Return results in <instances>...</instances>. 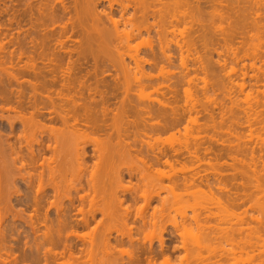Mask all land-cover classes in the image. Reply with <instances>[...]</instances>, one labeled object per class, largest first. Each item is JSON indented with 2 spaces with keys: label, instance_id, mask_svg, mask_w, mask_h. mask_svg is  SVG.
<instances>
[{
  "label": "rangeland",
  "instance_id": "rangeland-1",
  "mask_svg": "<svg viewBox=\"0 0 264 264\" xmlns=\"http://www.w3.org/2000/svg\"><path fill=\"white\" fill-rule=\"evenodd\" d=\"M54 1L51 3H54ZM57 1L59 2V0H57ZM67 1H69V0H67ZM188 1L192 3V4H189L190 6L192 5V9L198 10V12L200 11L199 14L196 11L198 15H200V13L202 12L201 16H204V17L202 18L201 16L200 17L198 16L200 19H202V20H200L198 17H196L197 14L194 13L196 21L199 19L198 22H196V21L194 22L193 21L194 16L192 17V15H193V12H195V11L190 9L191 8L190 7L189 9L191 11L189 13H192L191 16H187V15H189V14H187L188 13L187 12L186 17H184L185 20L183 19L182 15H180L179 18L182 17L183 20H181V18H180L181 21L178 20V22L176 21V23L172 24V26H174L176 24L175 25L176 28H174V30H176L175 32H177V33H175L174 36H176L177 39L179 38V40L181 39V41H178V42L181 43L182 41H184L183 43L185 44V46L182 45L183 48L180 49L181 51L177 50L178 48H175L176 47L175 44H174V46L172 45V42H171L172 40H171L169 42V43H171V44H169L170 49L169 48H168L169 50L167 49V52L169 51V54L172 55L171 56L172 59L170 61V64L167 63L166 61L161 62V63L159 62L160 64L155 65L151 68L146 63H145V65L143 63L144 71H146V73L148 72L151 76H153V79L156 78V81L158 78L159 79L158 82H154L153 80L151 81V83L154 82L152 84L151 83L149 84L150 81L144 82L145 85L143 83L142 87H140L136 82L134 83V80L131 79L130 83H128V84L129 85L131 84L133 86V88H137V89H133L130 86V88H131L130 90L131 91L135 90V92L132 91L133 92L132 93L131 91H129L130 93L129 92L127 93V96L130 94L128 96L129 99L132 96L131 102L135 104V105L133 104L134 106H137L136 105L137 100H140V102H141V104L138 103V105L139 104L142 105L143 104L142 102H144V105H145V103L153 104V102H154V105H155V104H157V102L159 100L160 103H162V105L164 104L163 106L165 108H168L169 111L173 110V108H175L174 110L177 109L178 111H180V109H181L185 112L187 110H189L190 112L189 111H187L186 113L184 112L186 114L185 117L187 119H184L185 121L182 122L183 125L182 124L179 125L178 129H175L176 128L175 127V128L170 129L168 131L166 130L167 132L166 131H165V133L162 132V134L154 133V134H152L154 136L150 135L149 138L146 137V139L145 138L143 139L145 142L147 141L146 143L145 142H144V144L139 143L140 141L138 140V138L140 139V137H138V135L136 136V133H137L136 131H134V133L136 132L135 135H133V132L131 130H130L131 132H129L130 134L129 133L124 134L125 133L124 131H120L119 129L116 128L117 124L118 125L120 124V126H124L122 124H123V121L125 119H123L122 117L124 116L123 114L125 112L127 113V111H124V113L122 112L123 106L120 104L121 99L120 100L119 99H113V100H111L113 102H110V104L111 103L112 104L109 105V106H111L113 111H110L111 114H109L110 117L108 116V118L112 120V118H113L112 116L113 115L115 116L116 113H118L116 115L118 118L115 117L114 119H116V120L113 119L115 121V123H113L114 122L113 120H112L113 122L112 121L110 122V120H108L107 124H109L113 127L112 128L110 126L111 131L110 130L109 131L112 132V129H115V131L113 130L114 133L113 132L111 133V136H110L111 138L109 137L106 139L108 142V139H112L114 137V139L109 140L112 143L118 141L119 139L121 141L124 139L123 140L124 144H126V146L128 148L124 147L125 150L122 148L124 150L123 151L124 153L123 152L121 153V151L119 150L121 148L118 149L117 147L118 146L121 147V145H123V146H125V145L122 144L120 140H119V144H118V142L113 144V145L118 144L117 147L112 146V143H110V142L107 143L106 139L104 138L106 136L108 137V135L106 134L108 131L106 132V130L102 131L104 134H106V136L103 135V133H101V132H99L100 133L99 135H101V136H99L98 133H95L96 134L95 135L93 133V131H90L92 133H88V135H89L88 136L87 134H84V133H87L88 130H87V132L85 130H81V131H85L83 134L86 137L83 134L80 135L82 133L80 131L79 135H78V140H79V137L81 138V136H83V138L85 137L84 139H86V138L90 139V140L87 139L88 142L91 141V143H88L87 140H85L88 143L87 144L84 140H82L83 138L81 139V141H84V143L86 144L85 149H86V154H87V155H85L84 165L82 164L85 169H83L82 165H81L82 168L78 167L79 169H81L82 176H81V173L78 174L79 170H77V171L75 170V168L77 167V164H76V167H71V170H70L71 173L66 172V175L64 174L66 176V178H65V176L63 177L65 182L61 183V181H63L62 180L63 178L59 175L62 178V179H60L59 176H56L57 174H55V177H56L55 180L56 181L60 180L61 185L59 184V186L62 190L59 188V186H58V189H60L61 191L65 192L64 191L65 189L63 190V188H62L63 187L62 184L64 183V185H65L66 181L69 182L65 186L67 188H66V192L64 193L66 195L64 197H66V198H67V193L69 194L67 199L62 197L63 193L60 190H58V192L60 191L62 193V195L60 194L61 196H59V194L57 193V195L59 197H57V198L55 197V199H54V197H53L54 192L52 193L53 196L48 195V193L51 194L50 191H52V189L55 186L53 187V185L51 184L53 188L51 186H50V188H52V189L49 188L50 179L47 181V183L49 185H46V186H48L46 188V190L48 188L50 189V191H49V189L46 191L47 196H50V197H48V199L50 198L49 200L52 201V197H53L54 201H52V202L50 201V202L54 203L55 206L60 205L61 202H62L61 204L64 203L63 204L64 206H65V204L67 205L69 203V201L71 200L70 194L73 195L72 196L73 198H75V200L72 198V201L74 200L73 203L76 205V203L78 201V196H76V195L81 196V195L86 194L87 196L86 195L84 196L85 197L84 201L86 200L85 203L82 201L83 202L82 208L84 209V212L85 211L86 212L91 211V209L94 210L95 208L97 209L99 207L103 211V209H105V207L106 208L108 207V209H110L109 208L110 200H108V202H106V204L104 203V201H107V199H110L108 196H110L111 193L117 192V190L119 189L116 187L117 184L114 185V183H112V181H113L112 176L110 177V173L112 175V173L115 172V171H113V172L111 171L112 169H114V167H121V170H124L123 172L125 173L129 169V166H130V170L132 167V170H133V168H135V170L139 169L140 171H142L141 172L142 174L144 171L145 175H149V174H146L148 169H146V171H145L146 167L144 165V162L142 161L144 154L143 155H141L142 153L135 154V153H137V151L135 152V150H136L135 148L138 149V145H142L141 148L144 145V147H143L144 149L142 148L141 151H143V150L145 151V148L147 150V149H149L147 147L151 146L154 149H156L158 147L159 148H165V149H170V148L172 149V147L174 149L180 148L179 150L182 151V149H183V152H185L188 150V148L186 146L191 148L192 143H193V145H195V143L198 144L195 146L196 147L198 146V148H200V149L199 150L196 149L197 151H195V153H196L195 158H191V156L194 157L193 155H191L190 159H189V156H188V158L182 157L180 159L178 158V160L174 161V163H173V161H171V162L164 164V165H159L157 167H150L149 168L148 173H151V171H152L151 174L152 175L154 174V175L152 176L150 174L151 177L148 176L147 179L152 180L155 176L161 175L162 181H161V183H159L160 185L155 184L156 185L155 187H153L154 185L152 186V184L154 183V182H152V184L151 183L148 184V185H151L149 187L150 189H148V185H146V189L156 191L158 189L156 187L161 186L162 187L160 189L161 195L160 194L159 195L162 196V198H166L165 199L166 201H164L165 205H161L162 201H163L162 199L161 200L157 199L159 201L158 202L157 200H155L156 198L151 201L150 206L146 209L142 206L143 203H141V200H138V202H136V203H131L129 201H125L124 206H123V204H122V206H123V208L125 206H127L126 208L130 212V218L131 219L136 218L139 213L142 214L144 212L143 215L145 216L146 221H145V224L142 225V227L140 226L142 222L139 221L140 220L139 218H136L135 220L136 221L138 220L140 223L129 219L126 222L127 224H122V222L118 221L117 218L115 220V218L113 216H111L110 214H109L110 218H107L108 214H105L107 216L104 215L105 217H103L101 215L102 211L99 209L100 211L98 212V210L95 209L96 211L94 210V212H97V213H95L96 218H94L95 220L91 221V223L89 224V226H87V228H86V226H85V228H83L82 226L80 227V225H79V227L78 226L74 227V228L72 227V229H70V227L67 228L68 230L64 229L67 232H65L62 229L63 235H65V234L70 235V237H69V235H67V237L69 238V241H70L69 244L71 243L70 246L72 245V247H70L71 249L70 248L64 249V244L61 242H63V240L65 239L66 236L64 237L61 234L60 230H59V232H60L59 235L63 236V237H60V239H59V241L61 240L60 242L59 241L57 242V240L56 241L54 240L55 243L51 242V243H49L50 245H48V242H47L46 246L49 247L47 249H49V251L52 250L53 255L55 257L52 255L51 251H50V253L47 254L46 250L45 251L43 250V247L45 246L44 243H46V242L42 243L43 247H42V244H40L42 250L44 251L43 254H41L42 250L40 249V246H39V249L41 251H38L39 249L38 250L34 249V246H33L34 244H32V242H33L32 239L27 238V239H30V241H32V242H29L26 240L27 246H28V243H29V246L25 247V245L23 244L25 239L22 238V236L25 238L24 235H22V234L18 235L17 233L13 232L14 235L16 234L18 236L9 235L11 237V238H9V236H7L9 234V232L7 234V230L10 228L12 223L19 222L20 220H16L14 222V220L11 218L12 215H11V217L9 216L10 215L9 213H11V212H9L10 210L4 211V212H2L3 215L5 212H7L6 213L7 217L4 216L2 218V220L4 221V222L2 221L4 229L7 226L6 223H8V225H9V227L7 226L5 229L7 237L5 236L4 238H7V240H8V238L10 240L13 239V240H11L13 242L17 240L16 241L17 243L19 241L20 242L17 244L15 242L13 243L9 240V242L12 244V247H13L12 250L13 251L9 250L10 247L6 248L7 251L5 250L4 246L7 247V244L11 246V244H9V242L6 239H5V242L7 241L6 243L3 241L1 242L3 245L5 244L4 246L2 245L3 249L1 248V243H0V248L2 249V250L0 249L1 250L0 253L3 250L6 251V254L4 253L5 251L2 252L3 253L2 256L0 254V256H1L0 259L1 258L6 259V257L8 258V262L5 261V259H4V262L0 261V263H4V264L7 263L8 264L12 260L11 262L13 264H51V261H53L52 264H116V263H119V260H120V261H122L121 262L122 264L123 263L129 264V263H131V260H133L134 257L136 256L139 246H140V248H143V247L147 248L148 246H151L153 248V250L156 251L159 249V246H158L159 241H160L159 239H163L166 246H169V248H172L173 244L175 243L174 245L178 244V247H177L178 249L176 248L177 250L175 249L174 251H172V249L171 250L169 249V251H171V254L168 253V255H166V254H160L159 255L157 253V257H155L152 261H150L151 263L146 261V259L143 258V260L141 261L142 263H139V264H201V263L211 264L212 259L210 261H209V259L212 258V256H213L212 254L218 250V249L214 250V246H216V244H218L217 242L221 241L220 240L221 239L220 233H221L223 238L226 235V237H225L226 241H227V239L230 240V238L234 235H235L234 237L236 238V239L231 238L232 242L228 240L229 243H226L225 238L224 239L222 238L224 243H225V244L222 243L223 247L225 249L227 247L228 248L230 247L229 249L232 248L231 251L233 249L236 250L235 255L238 254L239 250L241 251V253L243 252L242 254L239 253L238 256H236V259L239 256L241 259L238 258V261H236V259L235 260L232 259L233 261H231V259H230V261H228L226 264H230V263H234V264H241V263L242 264H264V230H263L264 229V85L259 83V82H261V80H260L261 78H263V81H264V77L260 76L261 77L260 79L257 78L260 81L257 80V82L258 81L259 82L257 84L258 86H256V85H254L257 83L254 81V79H256V78L253 79V75H252V73L254 74V76H255V74L258 75V72H259L258 70L262 71V72L260 71L259 74L260 73L264 74V65H262L264 63V61H263L264 60V53H262V52H264V43H262V45L258 46L260 43H259V41H257L258 38L255 35V33H256L255 30L257 28L254 27L256 24L257 25L256 27H258V28L260 27L262 29V30L260 29L261 31L259 29H258L259 31H257V30L256 31L259 33L258 35H261V37H262V38L259 37V39L261 38L262 42H264V32H262V31H264V5H263L264 0H257V2H256V0H187L186 2H188ZM25 2H27V0L26 1L24 0V2L21 1V4L19 3L20 6L22 5V3H25ZM58 2H56V4ZM0 3H1V1H0ZM59 3H58V5H59ZM108 3L109 2H107L106 0H104L100 3H97L96 10L100 11L101 9H103V10H105V8L108 9V5H109ZM115 4L116 3H113L114 9H115V7L118 8V5L116 4V6H115ZM28 5L29 4H27L26 6H28ZM67 5H68V2H67ZM187 5L185 7H188ZM259 5H261L262 7ZM57 7H61V6H57ZM24 8L27 9L25 6H24ZM24 8L22 7L21 10H23ZM189 9L186 8L185 10L188 11ZM215 11L217 13H220V15L219 14L216 15V13L213 14V12H215ZM60 12L62 13V10ZM60 15L62 16L63 14H60ZM60 15L57 18H59ZM2 16H4V17H2ZM62 17L65 18V16H62ZM68 17L66 16V18H65V20H67V23L69 21L72 22V20L68 21V19H67ZM187 17L192 18V21H193L192 22V26H193L192 28H189V27H191V23H190V18L188 19ZM4 18H5V14L4 15H3V13H2V15L0 14V40L2 37L4 38V36H2V35L5 33V31H3V27L5 29V26L2 25ZM71 19H73V21L75 20L73 17ZM150 19L152 20V18H149L148 21H150L152 23V21H154V20L151 21ZM166 19L170 20V18H166ZM58 20L60 21L59 23H61V24L63 23V25H65V24L67 25V23L64 20L61 21L59 18V19H57L56 22H58ZM186 20L190 23V24L188 23L189 25L186 24ZM183 21L185 22V25H184ZM56 22L54 24H56ZM204 22L206 23V26H205ZM259 22L260 23L263 22V23H261V25L259 26V24H260ZM59 23H57L58 27H60V25H61V24L59 25ZM167 23H168L167 25H169V22H167ZM177 23H179L180 25ZM196 23L199 24V25L197 24L198 27H197ZM201 23H202V25H201ZM68 24H70V26H71V23H68ZM209 24H211V25L213 24L214 26L212 25V27H211V25H209ZM220 24H221V26H220ZM262 25H263V28L261 27ZM172 26H170L171 29H172ZM200 26H202V27H200ZM219 26H220V28L223 27L222 30L219 28ZM170 27L167 26V29H169ZM252 27L255 28L254 31H253ZM54 28H57V27L54 26ZM67 28H68V30L70 29L69 26ZM194 28H195V30H194ZM215 28H216V30H215ZM22 29H24V28H22ZM191 29H193V30H191ZM14 30L17 31V29H15V28H14ZM14 30H12V28H11V30L10 31L8 30V31H9V33L12 31L11 33L13 35H17V34H15L17 32H15ZM13 31L15 33H13ZM151 33L152 34L149 33L147 36L144 33V34H142V36L143 35H145V36H143V37L140 36L141 39H139L140 37L138 36V39L135 42L134 41L132 42V43H134V46L139 43V45L136 46L137 47L136 49L139 53H142L141 50L143 51L144 56H142V57H146V58H144L146 60L151 57V56L148 57V55L146 56V53L149 54L148 53L149 52L148 50L150 49L149 46H152V48H155V50H156V47H153V46L156 45L157 36H155L156 34L154 32H151ZM169 33H167V35H166V36L169 35V37H166V38H169L168 40H170L171 37H173L172 35H170L171 33L170 34ZM76 36L79 37L78 35H76ZM76 36H74V37H76ZM74 37H73L74 42H76L77 40H80V38L82 36L79 39H77V37H76V41H75ZM3 38L1 41H3V40L7 41V39H3ZM82 38H84V37H82ZM173 38H174L173 40L175 42V37H173ZM189 39H193V40L190 41ZM187 40L190 41V43L192 44L193 47L191 46L190 43H188V44H190V46H189L190 48H188V46H186V45H188L186 43ZM204 41H206L205 42L206 45H205ZM81 42L86 43V41L84 39ZM208 42L212 44L211 45L212 47L208 44ZM78 43H80V42H78ZM9 45L13 49H15V46L13 47L11 44H9ZM76 45L78 47L80 44L79 45L76 44ZM82 45L86 46L87 43L82 44ZM157 45H158V41H157ZM208 45H209V48L211 47L213 49L211 50V48H210V50H209V48L207 47ZM229 46H230V48H229ZM6 47H8V49H10L8 45ZM79 47H80L79 49H81V45ZM85 49H87V48H85ZM157 49H158V46H157ZM205 49H208L209 51L207 52ZM231 49H233V50L231 51ZM93 50H95V49H93ZM99 50H100V47H99L98 51ZM155 50H154V52H155ZM227 50H228V52H227ZM81 51H82V53H84V49L83 50L81 49ZM81 51L79 53H81ZM96 51H97V49H96ZM96 51H93V52H96ZM98 51L96 53H98ZM144 51L146 53H144ZM150 51H152V50H150ZM255 51L258 52L259 54L258 53L255 54ZM85 52H87V50H85ZM210 52H211V54H209ZM88 53L83 54V55H85L84 56L85 58H87L88 57L87 55H90L92 52L90 54H88ZM102 53H104V52H102ZM156 53H158V50ZM92 54H94V53H92ZM98 55H99V53H98ZM141 55L142 54H139V56H141ZM251 55H253V56L254 55H256V56L260 55L259 57L263 58V59L260 58L262 61H260V60L255 61V64H257L259 67H261V69H257L256 68L257 66L254 67L255 69L253 67H252L253 69L250 67L249 63L252 62V60H250V59L253 57ZM208 56H210V57H208ZM77 57H75L73 59H76ZM84 57L80 58V60L84 59ZM91 57H88L87 60H90ZM205 57L210 58V59H208V61H210V60L213 61V65H212V63H209L210 65H212V66L209 65L210 67H212L211 69H208L209 67H207V65H206L208 62H206V64H205V61H206ZM199 58L202 61L204 60L202 63H204L206 65L205 66L203 64L204 65L203 67H207L206 71H205V68L201 69V66L199 68V64L196 62ZM105 59H103V60L105 61ZM224 60L226 63L225 64L226 69L224 67H222L221 65H219V63H218L219 61H224ZM82 61H84V60H82ZM127 61H128V59H127ZM153 61H154V59H153ZM181 61H184L187 64L186 69L181 66ZM261 62H262V64H261ZM105 63H108V62L105 61ZM152 64H154V63H152ZM108 65H106V68ZM101 67H102V65H101ZM1 68H3V66ZM229 68H232V69H229ZM103 69H105V68H103ZM251 69L255 72H257V71L258 72L255 73ZM105 70H109V71H106V73H108L109 75L106 74L105 72L103 73L106 76L105 78L107 80H110V79L112 80V77H114V75L112 73L114 71H111L110 69H105ZM230 70H232L231 71L232 73L230 72ZM1 71H2V69H1ZM226 71L230 72L231 74H227ZM243 72L246 73L247 75L242 76ZM1 73L2 72H0V75H1ZM181 73H182V75H183V73H187L186 78H184L185 76H183V79L180 80V78H182ZM103 74H102V76H104ZM137 74L139 75V73H137ZM223 74H225L224 77H223ZM179 75H180V78H178ZM227 76L230 77L231 80L233 79L232 83H231L230 79H229L230 82H229V80H226ZM250 76H252L251 77L252 79L250 78ZM262 76H264V75H262ZM115 77H119V76L115 75ZM120 77H121V74H120ZM120 77H119V82L122 85H124V87H126V83L123 80H122L123 81L122 82L120 80L121 79ZM143 80H145V79L142 78V82H143ZM226 81L229 82L230 86L228 84L225 85L226 83H228ZM263 81L261 83H264ZM120 83H119V85H120ZM123 83H125V84H123ZM129 85H127V86L129 87ZM134 86H139V89H138V87H134ZM224 86H226V87L229 86V87H227V88L225 87L226 90H224L223 89ZM228 89H230V90H228ZM119 95H120V97H117V98H123L122 97L123 94H119ZM99 96H100V94H99ZM133 98L135 99L134 100L135 102L133 101ZM11 100H13V99H11ZM99 101H100V99H99ZM155 101H157V102H155ZM114 102H116V103H114ZM100 103H101V101H100ZM101 104H99V107H101ZM122 104H124V103H122ZM160 105L161 104H159V102H158V106H160ZM131 106L132 105H130V107ZM163 106H162V108H163ZM249 106H250V108L252 107V109H250ZM140 107L141 106H138V108H140ZM124 108H126V106ZM128 108H129V106H128ZM170 108H172V109H170ZM240 108H242V109H240ZM247 108L250 109V112L248 111L250 114H248V112H246V111L245 112L247 114H245L244 111H242L243 109L247 110ZM195 109H196V112L194 111ZM229 109L233 110V111H230ZM126 110H127V108H126ZM138 110H140V109H138ZM192 110L194 113L192 112ZM197 110H199V111H197ZM239 110H241L240 111L241 113L239 112ZM251 110L253 112H255V114L251 113ZM133 111H135V108H133ZM5 112H7V111H4L3 114ZM119 112H121V113H119ZM129 112H130V110L128 111V113ZM139 112H138V114H139ZM188 112H189V114L192 113L190 115L192 117L191 119H190V117H187ZM10 113H11V111H10ZM12 113H11V115H14ZM113 113H115V114H113ZM131 114H132V110H131L130 114L125 115V118L127 120L136 122L139 118V115L137 114V117L135 118L136 114L135 115L134 114L131 115ZM231 114H232V116H231ZM8 115H10V114H8ZM118 115H121V116H118ZM128 115H131V116H129V118H127L126 116H128ZM244 115H247V117ZM141 116H144V115H140V117ZM228 117H230L231 119ZM132 118H133V120H131ZM117 119H118V121H117ZM120 119L121 120L123 119L122 123H121ZM135 119H137V120H135ZM139 119H142V118H139ZM188 119L191 121H188ZM127 120H125V121H127ZM125 121H124V123H125ZM140 121L141 120H139L138 122L140 123ZM112 123L115 126H113ZM57 126H58V124H57ZM117 127H119V126H117ZM0 128H1V126H0ZM121 128H124V127H120V129ZM116 129H117V131L119 130L120 133L122 132L124 137L121 134L122 135V136H120L121 138L118 137L119 138L118 139L117 136L115 135ZM2 130H4L3 132H5V133L6 132L9 133L4 128ZM121 130H123V129H121ZM17 132H16V134L18 135L19 133H17ZM0 133L3 134L2 132H0ZM5 133L3 135H9V134H5ZM131 133H132V138H131ZM20 134L22 135V133H20ZM102 135H103V137H102ZM114 135L116 136V139H115ZM22 136H19V137L21 138ZM90 136H91V138L97 137L96 139L99 142L94 140V139H93L94 142H92L93 140L90 138ZM36 137H37V135H36ZM101 137H102V139H101ZM136 137H137V139H136ZM23 138H24V140L22 142L24 144L27 140L30 139V138L27 139L24 136L22 137V139ZM12 139H10V140H12ZM14 139L16 140L15 137H14ZM14 139L12 140L11 143L15 142ZM25 139H26V141H25ZM143 140H141V141L143 142ZM18 141L19 140H16V143L21 144L20 141L19 142ZM23 143H22V148L24 146ZM27 143H28V141H27ZM30 143H32V141ZM104 143H106V144H104ZM80 144L85 146V144H83L82 142ZM95 144H97V146L99 144V146H98L99 149H97V150H99L98 155L100 156L101 160H97V159H100L99 156L95 157L96 153H93V151L95 150V149L93 150V148H95L94 147ZM145 144H148V146ZM199 144H200V146H199ZM33 145H35V147H36L35 143ZM111 146H112V150H111ZM115 147L119 151H115V150H117ZM185 147L187 148L186 150H185ZM208 147L211 150L209 152H208V150H209ZM212 147H215V148L218 147V149H221L220 147H222V149H224V150L220 151V152L218 151L219 153H222V154H219L221 156H219L218 154L215 155V153L213 155V151L215 152V150H214V148L212 149ZM114 148H115V150H114ZM203 148L204 149L207 148V150L205 151ZM126 149H128V151ZM191 149H194V146ZM130 150H131V152H130ZM112 151H113V153H112ZM119 152L123 155L120 156L121 154ZM211 152H212V154H210ZM114 153H117V155L113 156V155H115ZM93 154H94V156H93ZM186 155H188V154H184V156H186ZM101 156H103V157H101ZM49 157H50L49 155H48V157H46L47 162H45V164H47L48 161L52 162V159L50 158L51 160H49ZM98 161H99V163H98ZM74 162L72 161L73 164H74ZM5 163L6 162L4 161V163L2 162L1 165H4ZM54 163H56V162H54ZM96 163L99 165H97ZM145 163L148 164V162H146V161H145ZM92 164L94 166H92ZM147 164H146V166H148ZM47 165H46V167H47ZM49 165H50V163H49ZM53 165H51V167ZM126 166L128 168L123 169ZM48 167H50V166H48ZM94 167H95V170L99 167V169H97L99 171H95ZM111 167H113V168H111ZM68 168H69V166H68ZM110 168H111V170H110ZM27 169H29V168H27ZM27 169L23 170V171L21 170V172H25L22 174L23 175L25 174L26 177H27L29 172H31V174L34 173V171H31L30 169H29L30 171H27ZM117 169L119 170V168H117ZM37 170H38V168H37ZM39 170H41V169H39ZM72 170H75V171H72ZM82 170L87 171V173L93 172L95 174V176H98V174L100 176L103 175L102 177L99 176V178H101L99 180L101 183L99 184V181H97V183H96L99 186L95 185L97 188H99L98 189L99 191L96 190V187L94 185L93 186H94V189L96 190V192H95V190L92 191L93 190V189H91L92 186H90V185L84 186V184H87V179H90L92 176L94 177V175H93V173L92 174L90 173L91 177L89 178L90 175L89 174L86 175V172H83ZM105 170H106V173L104 172ZM107 170H109L111 172H109V171L107 172ZM115 170H116V168H115ZM74 172H76L77 174ZM72 173H74V176ZM155 173L157 175H155ZM4 174H5V172L0 175V180L2 179V181L6 180V179H4L6 174L5 175ZM35 174H36V172H35ZM196 174L199 176V177L197 176L196 178H200V176H201V178L203 177V179L207 178L210 181L213 180L215 184L212 182L213 185L211 184V187H210V186H206L204 184L202 185V183H201V185L199 183H195V185H191L190 187L181 188V187L172 186L171 181L169 179L171 176L181 177V176H186V175L187 176L188 175L193 176ZM3 175H4V177H3ZM77 175L78 176L80 175V177H78ZM105 175H107L106 177L110 178L109 180H111L112 185L109 182V180L107 182V178L105 177ZM1 176H2V178H1ZM32 176H34V175H32ZM45 176L47 177L46 174H45ZM138 176H139L138 174L134 175L130 179L127 176V174L125 173L122 184L124 185V187L126 186L129 188H132V190H133V188H135L136 185H137L136 188L139 187V189H140V187L142 186L141 182H143L142 181L143 179L140 180V182H138L137 181ZM85 177H86V180H85ZM48 178H50V177L48 176ZM52 178L54 181V177H52ZM75 178H77L78 180L81 178V181L79 180V182H78L77 179L75 180ZM95 178L96 177H94L93 179L95 180ZM36 179L38 181V178H36ZM147 179L144 180V182H146ZM15 180H16L15 185L18 186V189L20 188V191L22 189L26 193L27 191L31 190L30 193L28 192L26 194L24 192H21V193H24L26 197L29 198V196L31 194L30 198H32V196L35 195V194L32 195V193H35L36 190H34V192H32L31 188L36 181L35 182H34V180L32 181L34 183H33V185L30 186L31 187L30 188V187L24 186V184L26 185V183L22 184L24 180H21L20 178H17ZM19 180H21V181H19ZM70 180H71V182H70ZM215 180H218V181H215ZM75 181L77 182L78 185L82 184L84 186L83 188H85V190L82 189V187H81L82 185L80 187L83 191L80 189L79 190L75 189L77 187L73 188L74 185L77 186V184L74 183ZM45 182H46V180H45ZM2 183H1L0 187L4 186V182H2ZM47 183H45V184H47ZM53 183H54V185L56 183L58 184V182H56V183L53 182ZM19 184H20V186H19ZM45 184H44V186H45ZM138 184H140V185H138ZM35 185L37 186V184H35ZM109 185H110V187H109ZM131 186H134V187H131ZM26 187L29 190H27ZM70 187H71V189H70ZM80 187L78 186V188H80ZM114 187H115V189H114ZM143 187H142V189L145 188V187L144 188ZM36 189H37V187H36ZM67 189L70 190V193ZM122 189H121V191H122ZM54 190H55V188H54ZM125 190H124V192H125ZM132 190H130V191H132ZM56 191H57V188H56ZM105 192H107V193H105ZM210 192H212V193H210ZM223 192H225V193H223ZM118 193H120V191ZM125 193H126L125 195L127 196L128 192L126 191ZM151 193H152V191H151ZM226 193L229 194V197L232 195L235 197L237 196V199L234 200L236 204L233 202L235 205L232 203V201H230L232 199L228 200L227 198H229V197L226 198V196L228 195ZM230 193L231 194L235 193V194L231 195ZM27 194L29 196H27ZM88 194H90V195H88ZM57 195L55 194V196H57ZM106 195H108V196H106ZM103 196L106 197L107 199L106 200H105V198L103 199ZM59 198L62 200L61 202L59 201L60 200ZM63 198H64V200H63ZM170 198H172V199H170ZM168 199H169V201L167 202ZM67 201H68V203H67ZM171 201L174 203L171 204ZM166 202L170 203V205H172V206H170L171 208L168 207L169 205L166 206L167 205ZM107 203H109L108 206H107ZM230 203H232V205ZM12 204H13L12 208H14L15 211H20L22 208L24 209V207H22V208L20 207L22 205L17 204L18 206H16L14 202ZM14 205H15V207H14ZM78 205L80 207V203ZM103 206H105V207H103ZM164 206L169 208V209H166ZM76 207H78V206L76 205ZM51 208H50V212H51V214H52V212L54 214L56 211L54 212L53 211L54 208L53 207H51ZM57 208H58V206H57ZM16 209H19V210H16ZM30 209L31 208H29V210ZM29 210L28 209L23 210L24 215L27 214V215H25V217H27L29 215L28 213H26ZM54 210H56V207ZM40 211L42 212V210H40ZM30 212H32V210H30L29 213ZM32 213H30V214H32ZM107 213H108V211H107ZM52 216L53 215H51V219H53ZM111 217H112V219H111ZM12 220H13V222H12ZM56 220L57 219H56V215H55V220H52L51 221L52 223L50 224V228L52 227L51 230L53 231V233H54V230L56 229V227L58 226L57 225L58 222ZM19 223H21V226L19 225ZM19 223H16V224H18L19 228L20 227L22 228L24 226L23 230L27 229V227H26L27 225L25 226L21 221ZM22 224H23V226H22ZM54 224L56 226H54ZM137 224H139V225H137ZM261 225L263 226L262 228H261ZM137 226H138V228H137ZM258 227H260V228H258ZM42 228L43 227H41V230L44 229V231H45V228H43V229ZM57 228H59V226ZM161 228L163 229L164 232L162 231ZM178 228H180V229H178ZM230 228L233 231L232 232L233 234H234V232L236 233V231H237L238 235L232 234V236H231L230 235L231 234ZM225 229H227V230H225ZM57 230L58 229L55 230L56 231L55 234L57 233ZM170 230L172 231V233L174 231L175 237L177 239L174 237V234L172 235ZM175 230H176V232L178 231L177 234L175 233ZM229 230H230V232H228ZM70 231H72V232L69 233ZM222 231H223V233H222ZM224 231H225V234H224ZM226 231L228 233H226ZM102 232H104L103 234L107 233L108 240L102 241L101 238H99V236L101 235L100 233H102ZM215 234L220 235V237L218 236V238H220L219 241L217 240L218 239L217 237H216L217 239L215 238V240H214L213 237H215ZM223 234H224V236H223ZM72 235H75V236H72ZM227 235H229L230 237ZM19 236L22 239L21 240L19 239V241H18L17 238ZM210 236L213 239L212 238L209 239ZM15 238H16V240H15ZM116 238L121 239L122 241H120V243H118ZM0 240H1V238H0ZM213 240H214V243H213ZM37 241H38L37 243H40L39 242L40 240H37ZM99 241L101 243H99ZM233 241H234V243H233ZM67 243H68V240H67ZM51 244H52V247H51ZM53 244H55V245L53 246ZM56 244H57V246H56ZM222 244L220 243V245H222ZM234 244L236 246H234V248H233ZM179 245L181 246V249H180ZM250 245H253V246L250 247ZM18 246H19V248H18ZM218 246H219V244L216 246V248H218ZM55 247H57V248H55ZM61 247H62V249H61ZM221 248H222V246H221ZM244 250H245V252H244ZM37 252H38L39 256L36 255ZM45 252H46V254H44ZM110 253H112V255ZM7 254H9L10 256H11V254L12 255L14 254L13 259H12V256L10 257ZM43 255H46L47 257L43 256ZM113 255H114V257H113ZM143 256L145 257V255H143ZM116 257L118 259V262H117ZM196 257L197 258L200 257L201 261H200V259L197 260ZM14 258L16 261H14ZM33 258H35L36 260H34ZM29 259H31L34 263L30 262L31 260H29ZM111 259H112V261H111ZM114 259L116 260V262ZM23 260H25V261H23ZM47 260H49V261H47ZM238 262H240V263H238Z\"/></svg>",
  "mask_w": 264,
  "mask_h": 264
},
{
  "label": "bare ground",
  "instance_id": "bare-ground-1",
  "mask_svg": "<svg viewBox=\"0 0 264 264\" xmlns=\"http://www.w3.org/2000/svg\"><path fill=\"white\" fill-rule=\"evenodd\" d=\"M0 1H1V3H0V14L1 15H2V13H3V15L5 14V18H4V21L2 24L5 26V29L3 27V31H5V33L4 32H3L4 34L2 33L3 34L2 36H4V38L3 37L2 38L7 39V41L6 40L1 41L2 38L0 40V43L2 42L0 44V66L1 65L3 66V68H1L2 66L0 67V72L3 73V74L1 73V75H0V104H1L0 105V126L2 129L4 128L5 130H7L9 132V133H7V132L5 133V132H3L4 130H2L0 128L2 130V131L0 130V132H2L3 134L4 133L9 134V135H3L0 133V175L4 172L6 174V175L4 174L5 177L3 175L4 179H6V180H3V181H2V179L0 180V186H1V183L4 182V186L0 187V238H1L0 243L2 241L5 242V239L7 240V238H4V237L8 234V232H9V234L7 236H9V235L15 236L16 234L14 235L13 234V232H14V233H17L18 235L22 234L25 236V238L22 236V238L25 239V241L23 240L24 241L23 244L25 245V247L29 246V243L27 246V241L32 242V241H30V239L33 240L32 244H34L33 246H34L35 250L39 249L40 244H42L43 242H46V243H44L45 244L44 247L42 244L43 250L44 251L46 250L47 254L50 253V251H51V253L53 255L52 250L49 251V249H47V248H49L46 246L47 242H48V245H50L49 243L54 242V240L55 241L57 240V242H58L60 237H63V236L67 237V235H69V234L63 235L62 231L64 229H67L68 227H70V229H72V227L73 228L77 227V226L79 227V225H80V227L82 226L83 228H85V226H86V228H87V226H89L91 221L95 220L94 218H96L95 213H97V212H94V210L96 208L94 210L91 209V211H87V212L86 211L84 212V209L82 208L83 202L85 203V201H86V200L84 201V199H85L84 196L86 194L81 195V196L76 195V196H78L79 202L77 200L76 201L78 204L80 203V207L77 203H76V205L78 207H76V205L73 203L75 198H73L72 197L73 195H71V194H70L71 200L70 201L68 200L70 204L67 201L68 204L67 205L65 204V206H64L63 205L64 203L61 204L62 200L60 198H59L60 199L59 201L61 202V203L59 202L60 205L55 206V204L51 203V202L54 201L55 197L57 198V197L61 196L62 193H63L62 197L66 196L64 193L66 192L67 187H65V186L69 182L66 181L65 185H64V183L62 184L63 185L62 188H63V190L65 189L64 190L65 192L61 191L62 189L60 188L59 184L61 185L62 182H65L63 177L66 175V172H70L71 167H76V164H77V167L75 168V170L76 171L79 170L78 174L81 173V176H82L81 169H79V168L81 167L82 164L84 165L85 155H87L86 149H85L86 144L84 143V141L87 139L90 140L89 138L84 139L86 137L84 134L88 135V133H92L90 131H93L94 134L98 133V135H99L100 134L99 132L103 133L102 131L106 130V132L107 131L109 132V133L108 132L106 133L108 135V137L106 136V134L103 133V135L106 136V137H104L106 139V138H109L111 136V133L113 132V130L115 131V129H112V132H110L111 131L110 130L111 125L107 124L108 120H110V122H111L115 117H117L116 115L118 114V113H116V114L113 113V114H115V116L113 115L112 116L113 118L111 117L112 120L108 118L109 114H111L110 111H113L111 106H109L112 104V103L110 104V102H113L111 100H113V99H119L120 100L121 99L120 104L123 106L122 112L124 113V111H127V113L126 112L124 114L122 113L124 115L122 118L125 120H127L125 118V115L130 114L131 110H132V114H134V115L136 114L135 118L137 117V114L140 111L138 115H139V118H142V119H139V118H138V120L135 119V120H137L136 122L130 121V120H127V121L124 120L125 123H124L123 119L122 120L120 119L121 123L123 121L122 125H124V126H120V124L119 125L117 124L116 128L119 129L120 131H124L125 132V133L123 132L124 134L132 131L133 135H135V133L137 132L136 136L138 135V137H140L141 140H143L144 138L146 139V137L149 138L150 135H152L154 133L162 134V132L165 133L166 130L168 131V130L173 129L175 127H176L175 129H178V126L181 125L182 122L185 121L184 119H187L185 117L186 116L185 113L189 110H187L185 112V111L180 109V111H181L180 112L177 109L174 110L175 108H173V110L169 111L168 108H165L163 106L164 104L162 105V103H160L159 100H158V102H159V104H161L160 106H158L157 101H155V102H157V104H155V105H154V102H153V104L145 103V105H144V102H142L143 104L140 105L141 104L140 100H137L136 101L137 106H134L135 104L131 102L132 96L129 99L128 96L130 94L127 96V93L129 91H131L130 86L133 88V86L131 84L130 85L128 84V83H130L131 79L134 80V83L136 82L140 87H142L144 82L150 81L149 84L151 83L152 80L154 82H158V80H159L158 78L156 81L155 77H154L155 79H153V76H151L148 72L146 73V71H144L143 63H144V65L146 63L151 68L153 66L158 65L161 62H165V61L170 64V61L172 59L171 58L172 55L169 54V51L167 52V49L170 47L169 44H171V43H169V42L171 40H172L171 41L172 45L174 46V44H175V46H176L175 48H178L177 50H180L183 48V46H185V44L183 43L184 41H182L180 43L178 41H181V39L179 40V38L177 39V37L174 36V34L177 33V32H175L176 30H174V28H176L175 27L176 24L174 26H172V24L176 23V21L178 22V20H180V18H181V20H183V19L185 20L184 17H186L187 12H188L187 14H189L187 16L192 15V13H189L191 11L190 9H192V5L190 6L189 4H192V3L189 1H188L189 3L186 2L187 0H151V1L150 0H106L107 2H109L108 3L109 4L108 9L105 8V10L101 9L102 11L101 10L99 11V10H96V5H97V3H100L104 0H69V1L59 0L60 3L57 0H55V1L54 0H34V1L32 0L33 2L31 0H27V2L28 1L29 2L28 3L25 2L26 4L22 3L21 6H20L21 1L24 2V0H0ZM53 1L55 4H56V2H58L59 5H58V3L56 5L54 3H51ZM67 2H68V5H67ZM256 2H257V0H256ZM113 3H116L118 5V8L115 7V9H114ZM27 4H29V5L26 6ZM116 4H115V6H116ZM23 5L27 9H25ZM186 5L188 7H185ZM55 6L56 7L61 6V7L56 8ZM259 6H261V5H259ZM22 7L24 8L23 10H21ZM186 8L187 9L190 8V9L188 11H186L185 10ZM61 10H62V13L60 12ZM192 10L195 11V12H193V15H192V17L194 16L193 21L195 22L196 21L195 14H197L198 10H195V9H192ZM199 12H198V14H199ZM201 13H200V15L197 14L196 17H198V16L200 17ZM215 13H216V15L217 14L220 15V13H217L216 11L213 12V14H215ZM58 14L59 15L63 14L62 16H65V18H66V16L67 17L69 16L67 18L68 21L72 20V22H73V23L71 21L68 22V23H71V26H70V24L67 23V20H65V18L62 17L61 15L59 17L60 20L61 21L64 20L67 23V25L65 23H64L65 25H63V23L62 24L59 23L60 22L59 20H58V22H56L57 19H59V18H57L59 16ZM180 15H182L183 19H182V17L179 18ZM2 17H4V16H2ZM70 17L71 18L73 17L75 20L73 21V19H71ZM201 17L203 18L204 16H201ZM149 18H152V20H154V21H152L150 19L152 21V23H151L150 21H148ZM166 18H170V20H167ZM187 18L188 19L190 18L191 27H189V28H192L193 27L192 26V22H193L192 18L191 17H187ZM187 20H186V24L189 25L190 24L188 22L189 20L188 21ZM198 20L196 22H198ZM200 20H202V19H200ZM55 22H56V24H54ZM167 22H169V25L171 24L170 26H172V29L169 25H167L168 24ZM57 23H59V25L61 24L60 27L57 26ZM261 23H263V22H261ZM261 23L259 24V26L261 25ZM177 24H179V23H177ZM197 24L198 23H196V25ZM221 24H220V26H221ZM166 25L170 28L167 29ZM184 25H185V22H184ZM198 25H197V27H198ZM201 25H202V23H201ZM209 25H211V24H209ZM212 25H211V27H212ZM54 26L57 28H54ZM66 26L67 27L69 26L70 29L68 30V28ZM205 26H206V23H205ZM220 26H219V28H220ZM256 26L257 25L255 24L254 27L257 28L256 29L257 31H259L261 28L260 27L258 28ZM200 27H202V26H200ZM254 27H252L253 31L255 30ZM261 27L263 28V25ZM11 28H12V30H14V28L17 29V31L14 30L17 33H15L13 31V33H15L17 35H13L11 33L12 31L9 33ZM22 28H24V29H22ZM222 28L223 27H221L220 29L222 30ZM191 30H193V29H191ZM194 30H195V28H194ZM215 30H216V28H215ZM256 30H255V32L257 34L255 33V35L259 39V37H261V35H258L259 33ZM151 32H154L156 35L154 33L153 34L155 36H157V38H156L157 40L155 39L156 45L153 46V47H156V50H155V48H152V46H149V48H150L148 50L149 52L147 51L149 54H147L145 51H144V53H146V56L148 55V57H150V56L152 57V58L151 57L149 58L152 62L149 59H147V60L144 59L146 57H142V56H144L142 50H141L142 53H139L137 51L136 46H138L139 43L135 46H134V43H132L133 41L135 42L138 39V36L139 37L140 36L143 37L145 35L147 36L149 33L152 34ZM262 32H264V31H262ZM144 33H145V35L142 36V34H144ZM167 33H169L170 35L175 37V42L173 40L174 38L171 36H170L171 37L170 40H168L169 38H166V37H169V35L166 36ZM76 35H78L79 37H77ZM80 35L84 38H82ZM74 36H76L77 39H79L81 37L80 40H77L80 43H78L76 41V37H74ZM73 37L75 38L76 42H74ZM141 37L139 39H141ZM261 38L259 40L257 39V41H259V43H260V44L258 43L259 45L257 44L258 46H260V45H262V43H264V42H262ZM83 39L87 43L86 46L82 45V44H86L85 42L84 43L81 42V41H83ZM193 39H189V40L191 41ZM189 40L186 41L187 44L190 43ZM157 41H158V45H157ZM205 42L206 41H204V43ZM75 43L78 45L79 44L81 45V49L82 50L84 49V53H88V52H89L88 54H90L91 52L94 53V54L91 53L90 55H87L88 57H91L93 55L91 57V59L89 58L90 60H87V58H88L87 56H86L87 58L84 57L85 56V55H83L84 53H82L81 49H79L80 45L77 47V45ZM9 44H11L13 47L15 46V49L10 47ZM190 44H188L186 46H188V48H190L189 47ZM208 44L210 46L212 45L209 42H208ZM7 45L9 46V48L11 50L8 49V47H6ZM205 45H206V43H205ZM209 45L207 46L208 48H209ZM83 46L87 49H85ZM157 46H158V49H157ZM191 46H192V44H191ZM99 47H100V50L98 51ZM210 48H209V50H210ZM229 48H230V46H229ZM91 49L92 50L95 49L93 51H96V49H97L99 55H98V53H96L97 51L93 52ZM212 49L213 48H211V50ZM85 50H87V52H85ZM150 50H152V51H150ZM154 50H155V52H154ZM157 50H158V53H156ZM205 50L207 52L209 51L208 49H205ZM232 50L233 49H231V51ZM80 51H81V53H79ZM102 52H104V53H102ZM227 52H228V50H227ZM256 53H258V52L255 51V54ZM262 53H264V52H262ZM139 54H142V55L139 56ZM209 54H211V52ZM74 56L75 57L78 56L79 58L77 57L76 59H73V58H75ZM251 56H253V55H251ZM259 56L254 55L252 57L253 59L252 58L250 59V60H252V62L249 63L251 68L252 67L254 68L257 66L256 67L257 69H261V67H259L257 64H255L256 60L262 61L260 59L262 57H259ZM83 57H84V59H82V60H84V61L80 60V58H83ZM208 57H210V56H208ZM208 57H205V60H206L205 64H206V62H208L206 65H207V67H209L208 69H211L212 67H210V66L213 65V61H211V60H210L211 62L208 61V59H210ZM103 59H105V61L108 63H105V61ZM127 59H128V61H127ZM153 59H154V61H153ZM203 61L200 60V58H199L196 62L199 64V68L201 66V69L205 68V71H206L207 67H203L205 65L204 63H202ZM152 63H154V64H152ZM209 63H212V65H210ZM218 63L222 67H224V68L226 67L225 66V64H226L225 60L219 61ZM261 64H262V62H261ZM101 65H102V67H101ZM106 65H108L107 68H106ZM186 65L187 64L184 61H181V66L183 68L186 69L187 68ZM262 65H264V63ZM103 68L110 69L111 71H114L113 73L110 71L114 75V77H112V80L110 79L111 81L107 80L105 78L106 76L103 74L104 72L106 73V71H109V70H105ZM1 69H2V71H1ZM229 69H232V68H229ZM228 71H226L227 74L232 73L231 72L232 70H230L231 73ZM258 71L260 72L261 70H258ZM253 72H255V71H253ZM257 72H255V73H257ZM259 72H258V75L255 74V76L252 73L253 79L256 78V79H254L255 82H257V80H259L261 77H264V76H262L264 74H261V73L259 74ZM137 73H139V75ZM102 74L104 76H102ZM106 74H108V73H106ZM120 74H121V77H120ZM186 74L187 73H183V75H182V73H181L182 78H180V75L178 78H180V80H182L183 76H185L184 78H186V76H187ZM115 75L116 76L118 75L121 78L120 80L121 81L123 80L126 83V87H124V85H122L119 82V77H115ZM224 75L225 74H223V77H224ZM246 75H247L246 73H244V72L242 73V76H246ZM251 77L252 76H250V78ZM142 78H144L146 81L143 80V82H142ZM257 78H259V79H257ZM229 79L231 80V78L227 76L226 80H229ZM230 80H229V82H230ZM232 80H231V83H232ZM260 80L262 82L263 78H261ZM154 82H152V83H154ZM226 82H228V81H226ZM229 82L226 83L225 85H227V84L229 85ZM258 82L254 85L258 86L257 85ZM261 82H259V83L264 85V83H261ZM119 83H120V85H119ZM125 83H123V84H125ZM127 85H129V87ZM144 85H145V83H144ZM139 86H134V87H138V89H139ZM229 86H227V87H229ZM225 87L226 86H224V88H223L224 90H226V88H227V87L226 88ZM133 89H137V88H133ZM228 90H230V89H228ZM132 91L135 92V90H132ZM99 94H100V96H99ZM119 94H123L122 95L123 98H117V97H120ZM11 99H13V100H11ZM99 99H100L102 104L100 103ZM134 100L135 99L133 98V101ZM114 103H116V102H114ZM122 103H124V104H122ZM138 103H140V104L138 105ZM99 104H101V107H99ZM127 105L129 106V108ZM130 105H132V106L130 107ZM125 106H126L127 110H126V108H124ZM138 106H141V107L138 108ZM162 106H163V108H162ZM132 107L135 108L136 112L133 111ZM137 108L140 110H138ZM242 108H240V109H242ZM249 108H250V106H249ZM170 109H172V108H170ZM250 109H252V107ZM250 109L247 108V110L243 109L242 111H244V113L247 114L246 112H248V111L250 112ZM129 110H130V112L128 113ZM4 111H7L8 113L5 112L3 114ZM10 111H11V113L13 112L12 114H14V115H11ZM194 111L196 112V109ZM197 111H199V110H197ZM230 111H233V110H230ZM240 111L241 110H239V112ZM189 112L187 114L188 115L187 117H190V119H191L192 117L190 115L192 113L189 114ZM192 112H193V110H192ZM249 112H248V114H250ZM255 112H253L251 110V113L255 114ZM119 113H121V112H119ZM8 114H10L11 116ZM131 115H128L126 117L129 118V116H131ZM140 115H144V116L140 117ZM118 116H121V115H118ZM231 116H232V114H231ZM244 116L247 117V115H244ZM133 118L131 120H133ZM228 118H230V117H228ZM114 120H116V119H114ZM139 120H141L140 123L138 122ZM117 121H118V119H117ZM188 121H191V120L188 119ZM113 123H115V121ZM113 123H112V125H113ZM57 124H58V126H57ZM113 126H115V125H113ZM117 126H119V127H117ZM120 127H124V128H121L123 130H121ZM117 129H116L115 135L118 138V137L122 136L123 134H122V132L120 133L119 130L117 131ZM81 130H85L86 132L88 130V132L84 133L85 131H81ZM80 131L82 132L80 135H82L84 133L83 135L85 137L83 138V136H81V138L79 137V140L81 141V139L83 138L82 140H84V141H81V142L83 144H85V146L81 145L80 144L81 142L78 140V135H79ZM134 131H136V132L134 133ZM16 132L19 134L17 135ZM20 133H22V135L25 138H27V139L30 138L29 139L30 141L27 140L28 141V143H27V141L25 139L26 142L24 144L22 142L24 140V138L22 139L23 136ZM36 135H37V137H36ZM103 135H102V137H103ZM17 136L18 137L22 136V137L18 138ZM99 136H101V135H99ZM116 136H115V139H116ZM152 136H154V135H152ZM11 137L13 139L15 137L16 140H19V141L22 139L20 141L21 144H17L15 139H14L15 142L11 143L13 140ZM102 137H101V139H102ZM123 137H124V135H123ZM90 138H91V136H90ZM96 138H91V139L98 141ZM131 138H132V133H131ZM10 139H12V140H10ZM112 139H114V137ZM112 139H108V142H110L109 140H112ZM136 139H137V137H136ZM140 139L138 138V140L140 141L139 143L144 144L145 141L143 140V142H142ZM88 140H87V142H88ZM94 140L92 142H94ZM119 140L114 142V143L118 142V144H119ZM123 140L122 141L120 140L122 144H124ZM31 141H32V143H30ZM33 142L36 144V147H35V145H33L34 144ZM106 142H107V139H106ZM22 143L24 144L23 148H22ZM88 143H91V141ZM110 143H112V142H110ZM114 143H112V146L117 147L118 144L113 145ZM104 144H106V143H104ZM148 144H145V145L148 146ZM124 145L125 146L121 145V147L118 146L117 148L118 149L119 148L124 149V147L125 148L127 147L126 144H124ZM195 145H198V144L195 143ZM195 145H193V143H192V146H191V148L194 146V149H191L188 146H186L188 148V150L185 151L186 153L183 152V149H182V151L179 150L180 148L174 149L172 147V149L171 148L165 149V148H159L158 147V148L154 149L150 145L149 146L151 148L146 146L149 149L146 150V148H145V151L144 150L141 151L142 148L144 147V145L142 148H141L142 145H138L139 150L137 148H135L136 149L135 152L137 151V153H135V154H138V153H142L141 155L144 154L143 155L144 159L142 158V161L144 162V165L146 167L145 171H146V169L149 170L150 167H157L159 165L167 164L171 161H173V163H174V161H177L178 158L179 159L182 157L188 158V156H189V159H190L191 155L194 156V157L191 156V158H195L196 157L195 151L200 149V148H198V146L196 147ZM98 146H99V144H98ZM98 146H97V144H95L94 145L95 148H93V150L95 149L93 151V153H96L95 157L99 156L98 155L99 150H97V149H99ZM112 146H111V150H112ZM199 146H200V144H199ZM186 147H185V150L187 149ZM222 147H220L221 149H218V147H216V148L212 147V149L214 148V150H215V152L213 151V155H214V153H215V155L222 154V153H219L220 151L224 150V149H222ZM115 148H114V150H115ZM118 149L115 151L120 150L122 153L125 150V149L124 150L123 149L118 150ZM208 149H209V147H208ZM126 150L128 151V149H126ZM204 150L206 151L207 148ZM209 151H211V150L209 149L208 152ZM130 152H131V150H130ZM112 153H113V151H112ZM117 153H114L115 155H113V156H116ZM184 154H188V155L184 156ZM210 154H212V152ZM48 155L50 156L49 160L52 159L53 163L48 161V163H47L48 165H47V164H45V162H47L46 157H48ZM122 155L123 154H121L120 156H122ZM93 156H94V154H93ZM219 156H221V155H219ZM101 157H103V156H101ZM99 158H100V156H99ZM97 160H101V158L97 159ZM144 160L146 162H148V164L145 163ZM4 161L6 163L4 165H1V163L2 162L4 163ZM72 161L73 162L75 161L74 162L75 165L72 163ZM54 162H56V163H54ZM49 163H50V165H49ZM98 163H99V161H98ZM93 164H92V166H94ZM146 164L148 166H146ZM46 165H47V167H46ZM51 165H53V166L51 167ZM83 165H82V167H83V169H85ZM97 165H99V164H97ZM48 166H50V167H48ZM68 166H69V168H68ZM95 167H94V170H95ZM113 167H111V168H113ZM27 168H29L31 171H34V173L33 174H31V172L28 173L27 171H30V170ZM37 168H38V170H37ZM111 168H110V170H111ZM115 168L117 171L115 170ZM117 168H119V170ZM125 168H128V167L126 166L123 169H125ZM26 169H27L26 172L28 173V175L26 174L27 177L25 176V174L24 175L22 174L25 172H21V170L23 171ZM39 169H41V170H39ZM97 169H99V167ZM97 169L95 171H99ZM75 170H72V171H75ZM136 170H135V168H133V170H132V167L130 170V166H129V169L125 173L127 174V176L130 179L134 175L138 174L139 175L138 179H137L138 182H140V180H142V179H143L142 181L144 182V180H146L148 178V176L151 177L150 174L152 173V171H151V173H148L149 171L147 170L146 174H149V175H145L144 171L142 174L141 173L142 171H140L139 169H136ZM82 171L86 172V175L89 174L90 175L89 178L91 177V174L93 173V172L91 173L89 171L91 173L90 174V173H87V171H84V170H82ZM108 171L109 170H107V172ZM111 171L112 172L115 171L112 173V175L110 173V177L112 176L113 181H114V182L112 181V183H114V185L117 184L116 187L119 188L118 190L120 191V193H118L119 191L116 189L117 192L111 193L112 195L109 193L111 197L108 196L109 194L106 195L110 199H107L106 197L103 196V199L104 198H105V200L107 199V201L103 200L105 204H106V202H108V200H110V202H109L110 204L107 203V206L109 204V208L111 209L110 210V209H108V207L106 208L105 206H103V207H105V209H103V211L105 212L104 213L100 209V207L97 208L96 210H98V212L100 210L102 211L101 215L103 217L107 216L105 214H108L107 218H110L109 217V214H110L111 216H113L115 218V220L117 218L118 221L122 222V224H127L126 222L131 218H130V212L126 208L127 206H125L123 208L125 201H129L131 203H136V202H138V200H141V203H143L142 206L146 209L150 206L151 201L156 198L155 200H157V199L161 200L162 199L163 201H162L161 205H165L164 201H166L165 200L166 198H162V196H160L161 195L160 189L162 188L161 186H159V187L157 186L156 188H158V189L156 191L155 190H148V189H150L149 187L151 186L148 184H150V183L152 184V182H154L152 184V186L154 185L153 187H155L156 185L161 183V181H162L161 175L159 176L155 173V175H157L159 178L157 176H155L154 178L152 177L153 178L152 180L147 179L146 182H144V183L141 182L142 186L140 187V189H139V187L136 188V186H137L136 185L135 188H133V190H132V188H129L126 186L124 187V185L122 184L125 173L123 172L124 170H121V167H114V169H112ZM111 171H109V172H111ZM35 172L37 175L35 174ZM104 172L106 173V170ZM74 173H76V172H74ZM74 173H72L73 176H74ZM45 174L47 175V177L45 176ZM55 174H57L56 176L60 175L63 178L62 179L59 176V178L63 180V181H61V183H60L59 179H58L59 181L55 180L56 179ZM32 175H34V176H32ZM93 175H94V177H96L95 180L93 179L94 177L92 176L90 179H87V184H84V186L85 185L92 186V188H91V189H93L92 191L95 190L94 186L98 185V184H96L97 181H99L101 179V178H99V176H100L99 174H98V176H95V174L93 173ZM48 176L50 178H48ZM102 176L103 175H101L100 177H102ZM106 176L107 175H105V177ZM197 176H198L197 174L193 175V176H190V175L187 176L186 175V176H181V177L171 176L169 179L171 181L172 186L181 187V188L190 187L191 185H195V183H199L200 185L202 183V185L204 184L206 186L211 187V184L213 185V183H214L213 180L210 181L207 178L203 179V177L201 178V176H200V178H196ZM52 177H54V181H53ZM78 177H80V175ZM1 178H2V176H1ZM17 178L24 180L25 182L23 181L22 184L26 183V185L24 184V186H27V187H30L36 181L34 183V185L32 186V188L30 187L32 189V192H34V190H36L35 193L31 192L32 195L35 194L34 196H32V198H30L31 194H30V196L27 194V196H29V198L25 196V194L28 192L30 193L31 190L27 191L25 193L22 189H21V191H20V188L18 189V186L15 185V183H16L15 179H17ZM36 178H38V181ZM65 178H66V176H65ZM106 178H107V182H108V180L110 178L109 177H106ZM44 179L46 180V182ZM49 179H50V185L47 183V181ZM76 179L77 178H75V180ZM21 180H19V181H21ZM33 180H34V182H32ZM71 180H70V182H71ZM79 180L81 181V178ZM79 180L77 179L78 182H79ZM85 180H86V177H85ZM215 181H218V180H215ZM53 182H55V183L58 182V184L56 183L54 185ZM109 182L111 183V180H109ZM45 183H47V184H45ZM74 183L77 184L76 181ZM100 183L101 182L99 181V184ZM112 183H111V185H112ZM35 184H37V186ZM44 184H45V186H44ZM51 184L53 185V187L55 186L54 187L55 190ZM46 185H49V188H50V186L53 188V189L50 188V189H52V191H50V189L48 188L50 193H51V194L48 193V195L53 196V194H54V196H53L54 199L51 196L52 201L49 200L50 198L48 199V197H50V196H47L46 191L48 189L46 190V188L48 186H46ZM81 185H78V184H77V186L74 185L73 188L77 187L75 189H78V190L84 189L85 190V188H83L84 186L83 185L81 186ZM138 185H140V184H138ZM146 185H148V189H146ZM19 186H20V184H19ZM35 186L37 187V189ZM58 186L61 190L58 189ZM78 186L79 187L81 186L82 189H81V187L78 188ZM27 187H26V189L29 190ZM109 187H110V185H109ZM131 187H134V186H131ZM142 187L144 189H142ZM56 188H57V191H56ZM120 188L126 189V190L125 189L124 190H125V192L126 191L128 192L127 196L125 195L126 193L124 192V190L122 189V191H121ZM70 189H71V187H70ZM98 189L99 188L96 187V190H98ZM114 189H115V187H114ZM127 189L129 191L130 190H132V191L129 192ZM58 190H60L62 193L60 191L58 192ZM96 190H95V192H96ZM68 191L70 193V190H68ZM151 191H152V193H151ZM21 192H24L25 194L21 193ZM107 192H105V193H107ZM57 193L59 194V196L57 195ZM210 193H212V192H210ZM223 193H225V192H223ZM55 194L57 196H55ZM226 194H228V193H226ZM232 194H235V193H232ZM88 195H90V194H88ZM68 196H69V194L67 193V198H68ZM227 197H229V194L226 196V198ZM230 197L227 199L228 200L232 199L230 201H232V203L233 202L235 203L234 200L237 199V196L235 197L232 195ZM64 198H66V197H64ZM64 198H63V200H64ZM72 198L74 199L73 201H72ZM170 199H172V198H170ZM168 201H169V199L167 200V202ZM13 202L15 203L16 206H18L17 204L22 205L20 207L21 208L24 207V209L22 208L20 211H15V209L12 208ZM172 203H174V202L171 201V204ZM232 203H230V204L232 205ZM122 204H123V206H122ZM15 205H14V207H15ZM57 206H58V208H57ZM166 206L170 207L172 205H170V203H167ZM51 207H53L54 209L56 207V210L53 209L54 212L56 211L54 214H53V212H52V214L50 212ZM29 208H31L30 210H32L33 213L32 212H30V213H32V214L29 213V211H30ZM165 208L169 209L167 207H165ZM25 209L29 210L28 212L25 211L26 213L29 214L27 217H25V215H27V214L24 215V212H23V210H25ZM16 210H19V209H16ZM40 210H42V212ZM106 210L108 211V213ZM4 211L11 212V213H9L10 214L9 216L11 217V215H12L11 218L14 220V222L16 220H20L25 226L27 225L26 226L27 229L23 230V227H24L23 224H22L23 227L19 228L18 224H16V223H19L20 222L19 221V222L12 223L10 228L9 229L7 228L8 230H7V234H6L5 229L7 226L9 227V225H8V223H6L7 226L5 225L6 227L4 229V226L2 223V221H3L2 218L4 216L7 217L6 216L7 212H5L3 215L2 212H4ZM139 214L137 215L136 218L140 219L139 221L142 222L140 226L142 227V225L145 224L146 219H145V216L143 215L144 212L142 214L141 213H139ZM51 215L54 216V217L52 216L53 219H51ZM55 215H56V219H57L56 221L58 222L57 225L59 226V228H57L58 226L56 227V229H58L56 234H55L56 229L54 230V233H53V231L51 230L52 227L50 228V224L52 223L51 221L55 220ZM136 218L131 219V220L136 221L135 220ZM111 219H112V217H111ZM13 220H12V222H13ZM139 221L137 220L136 222H139ZM19 225L21 226V223H19ZM137 225H139V224H137ZM54 226H56V225L54 224ZM41 227L45 228V231L43 228H42L43 230H41ZM262 227L263 226L261 225V228ZM137 228H138V226H137ZM258 228H260V227H258ZM178 229H180V228H178ZM59 230L61 231V234L63 236L59 235L60 234ZM225 230H227V229H225ZM230 230H231V228H230ZM230 230L228 232H230ZM64 231L67 232L66 230H64ZM162 231H163V229H162ZM71 232L72 231H70L69 233H71ZM177 232L175 230L176 234H177ZM228 232L226 231V233H228ZM232 232L233 231L231 230V232H230L231 234L229 233L231 236L233 234ZM103 233L104 232L100 233L101 237L99 236V238H101L102 241L108 240L107 233L106 234H103ZM171 233H172V231H171ZM222 233H223V231H222ZM173 234H174V231H173L172 235ZM224 234H225V231H224ZM224 234H223V236H224ZM234 234H237V231H236V233L234 232ZM18 235H16V236H18ZM220 235H221V237H220ZM220 235L215 234V237H213L215 240V238L216 237L218 238V236H219L221 239L220 238H218V239L216 238V239L218 241L220 239L222 242L221 241L217 242L219 244L218 248H216V246L218 244H216V246H214V250L218 249L219 251L218 250L216 252L214 251L215 253L212 254L213 255L212 258L209 259V261L212 259L211 264H226L228 261H230V259H231V261H233L232 259L235 260L236 256H238V254L241 253V251L238 249L239 247L237 249L240 252L237 250L238 251L237 255H235L236 250L233 249L234 251L233 250L231 251L232 248L229 249L230 247L229 248L227 247L228 249L227 248L225 249L223 247L222 243H224L223 239L226 237V235L224 238L222 237L221 233H220ZM72 236H75V235H72ZM227 236H229V235H227ZM234 236H232L231 238H235ZM19 237L17 238L18 241H19V239L20 240L22 239L21 237L20 238ZM66 237L64 239L65 241L62 239L63 242H61L64 244V249H68V248L72 247V245L70 246L71 243L69 244V242H70L69 238L67 237L68 238L67 239ZM69 237H70V235H69ZM174 237H175V234H174ZM9 238H11V237L9 236ZM9 238L7 240L8 242L10 240ZM27 238H30V239H27ZM211 238L212 237L210 236L209 239H211ZM231 238H230V240L227 239V241L225 238L226 243H229L228 240L231 241ZM11 240H13V239H11ZM15 240H16V238H15ZM37 240H40L39 241L40 243H37L38 242ZM67 240H68V243H67ZM116 240L118 243H120V241H122L121 239H117V238H116ZM159 240H160L159 245H158L159 249L156 251L153 250V248L151 246H148L147 248L146 247L140 248V246H139L138 251L136 250L137 251L136 256L134 257L133 260L130 259L131 263H129V264L142 263L141 261L143 260V258L146 259V261L150 262L155 257H157V253L159 255L160 254L168 255V253L171 254V251H169V249L170 250L172 249V251H174L178 247V244L174 245L175 244L174 243L173 247L171 246L172 248H169V246L165 245V242L163 241V239H159ZM214 240H213V243H214ZM16 241H14V242L17 243ZM11 242H13V241H11ZM99 243H101V242L99 241ZM220 243L222 245H220ZM233 243H234V241H233ZM9 244H11V243L9 242ZM235 244L233 245V248H234V246H236ZM2 245L3 244L1 243V248L3 249ZM54 245L55 244H53V246ZM253 245H250V247ZM56 246H57V244H56ZM221 246H222V248H221ZM4 247H5V250H6V248H9V247H10L9 250L13 249L12 244H11V246L7 244V247L6 246H4ZM51 247H52V244H51ZM62 247H61V249H62ZM18 248H19V246H18ZM55 248H57V247H55ZM40 249L42 250L41 246H40ZM40 249L38 251H41ZM180 249H181V246H180ZM5 250H3L2 252H4ZM43 250L41 251L42 252L41 254H43V252H44ZM6 251L4 252L5 254H6ZM2 252L0 253L1 256L3 254ZM46 252L44 254H46ZM244 252H245V250H244ZM110 254L112 255V253H110ZM7 255H9V254H7ZM13 255L11 254L12 259H13ZM36 255L39 256L38 252ZM143 255H145V257ZM43 256H46V255H43ZM113 257H114V255H113ZM238 258H240V256L237 257L236 261H238ZM1 259H0V261L4 262L5 258H3L2 260ZM6 259H5V261L8 262L7 257H6ZM33 259L36 260L35 258H33ZM116 259H117V257H116ZM198 259H200V257H198L197 260ZM29 260H31V259H29ZM14 261H16L15 258H14ZM23 261H25V260H23ZM47 261H49V260H47ZM111 261H112V259H111ZM200 261H201V259H200ZM30 262H33V261L31 260ZM115 262H116V260H115ZM117 262H118V259H117ZM121 262L122 261L119 260V263H116V264H122ZM52 263H53V261H51V264ZM238 263H240V262H238ZM0 264H4V263H0ZM10 264H13V263L11 262ZM201 264H203V263H201ZM230 264H234V263H230Z\"/></svg>",
  "mask_w": 264,
  "mask_h": 264
}]
</instances>
